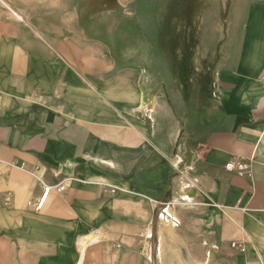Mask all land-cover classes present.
Returning a JSON list of instances; mask_svg holds the SVG:
<instances>
[{"label": "crops", "instance_id": "crops-1", "mask_svg": "<svg viewBox=\"0 0 264 264\" xmlns=\"http://www.w3.org/2000/svg\"><path fill=\"white\" fill-rule=\"evenodd\" d=\"M5 1L0 264H264V0L195 72L188 44L167 90L153 44H118L119 15L95 0ZM233 156L254 175L226 169ZM37 164L71 179L40 210Z\"/></svg>", "mask_w": 264, "mask_h": 264}, {"label": "rangeland", "instance_id": "rangeland-1", "mask_svg": "<svg viewBox=\"0 0 264 264\" xmlns=\"http://www.w3.org/2000/svg\"><path fill=\"white\" fill-rule=\"evenodd\" d=\"M253 1L95 0V9L98 14L110 10L119 15L117 19L122 21L120 30L125 32L127 37L125 40L121 38L118 44H153L154 51L159 54L156 61L160 76L159 86L167 90L171 87H181L184 62L187 63L183 58L186 60L190 52V48L186 49V46L196 44L192 52L195 56L190 60V65L192 71H198L201 66L199 60L209 58L210 50L213 51L215 44H220L221 39L224 43L231 40L232 26L242 24ZM114 18L96 17L95 20L99 26L108 21H111L113 26ZM111 40L112 44L117 43ZM164 57L169 61L164 60ZM193 92L186 99L187 103L199 100V95ZM215 100L213 87L210 90L207 87L208 106L213 105ZM195 108L200 110L198 104Z\"/></svg>", "mask_w": 264, "mask_h": 264}, {"label": "built area", "instance_id": "built-area-1", "mask_svg": "<svg viewBox=\"0 0 264 264\" xmlns=\"http://www.w3.org/2000/svg\"><path fill=\"white\" fill-rule=\"evenodd\" d=\"M2 3L6 4L5 0H0ZM181 161V157L177 156V160ZM178 161L176 165L180 162ZM15 161L13 160H4L0 158V178L4 176L5 170L8 167L14 166ZM226 169L230 171L237 172L242 175H247L252 177L254 175V164L251 159L244 158L241 156H233L230 159H228L225 163ZM35 168L40 171V174L37 175L38 182L41 185V191L39 195L36 198H33L28 201V204L32 205L34 209L40 210L45 206L46 200L48 199L51 192H64L67 188V186L70 183V178H63L55 182H49L45 175L41 172L43 170L42 166L40 164L35 165ZM116 189V186L110 188L111 191H114ZM230 246L233 248L238 249H245L246 242L243 239L240 240H231Z\"/></svg>", "mask_w": 264, "mask_h": 264}, {"label": "bare ground", "instance_id": "bare-ground-1", "mask_svg": "<svg viewBox=\"0 0 264 264\" xmlns=\"http://www.w3.org/2000/svg\"><path fill=\"white\" fill-rule=\"evenodd\" d=\"M13 160V159H12ZM23 169H25V168H23Z\"/></svg>", "mask_w": 264, "mask_h": 264}]
</instances>
